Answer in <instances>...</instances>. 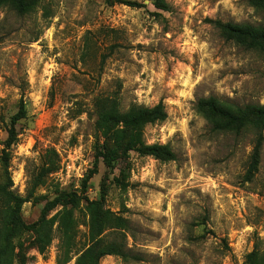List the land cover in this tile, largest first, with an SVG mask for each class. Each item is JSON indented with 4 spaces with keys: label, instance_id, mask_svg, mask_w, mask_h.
I'll use <instances>...</instances> for the list:
<instances>
[{
    "label": "rangeland",
    "instance_id": "rangeland-1",
    "mask_svg": "<svg viewBox=\"0 0 264 264\" xmlns=\"http://www.w3.org/2000/svg\"><path fill=\"white\" fill-rule=\"evenodd\" d=\"M39 2L22 16L0 6V183L21 101L26 117L8 150L12 190L26 196L47 150L59 166L22 206L25 224L54 198L76 194L127 219L126 247L142 260L108 256L100 264H243L255 245L264 250V130L257 173L246 183L254 132H214L196 111L208 97L264 105V55L225 41L211 23L264 27V12L247 0H165L167 12L150 0ZM98 96L115 97L122 112L162 103L166 120L146 126L143 140L169 145L175 159L131 152L111 165L96 161ZM84 204L73 211L77 248L87 241ZM59 238L39 254L24 234L15 264H59Z\"/></svg>",
    "mask_w": 264,
    "mask_h": 264
},
{
    "label": "trees",
    "instance_id": "trees-1",
    "mask_svg": "<svg viewBox=\"0 0 264 264\" xmlns=\"http://www.w3.org/2000/svg\"><path fill=\"white\" fill-rule=\"evenodd\" d=\"M40 0H0V6H5L17 15L32 12ZM153 7L159 11L169 10L165 0H150ZM120 4L135 8L137 4L121 1ZM250 7L264 12V0H247ZM219 31L221 37L238 46L251 49L264 55V27L250 24H234L211 22ZM196 111L210 125L214 132L232 131L240 134L250 130L255 134V144L252 149L244 181L249 183L257 173L260 162V151L263 143L264 105L236 106L230 102L214 97L200 99L196 103ZM95 122L93 125L97 139L102 140L98 150V159L111 165L120 158L128 157L131 152L151 156L161 162L175 159L169 145H146L143 140V130L148 125L162 123L167 114L162 103L148 108L131 106L122 112L115 97L98 96L94 101ZM26 117L23 101L19 104L18 112L12 117L5 151L2 155L4 180L0 183V264H15L18 256L15 253V241L26 233L33 235V242L39 254H44L53 240L56 232L60 235V248L63 258H58L59 264H66L75 257L74 264H100L108 257H118L122 261H142L138 255H133L126 247V233L130 230L129 221L118 214L103 209L100 201H89L73 195H63L45 204L39 219L32 224H25L21 217V209L29 203L35 191L41 187L49 175L58 169L57 155L53 150H47L44 160L29 174L28 190L22 197L12 190V182L8 173L10 154L8 150L16 143L17 132L15 125ZM96 167L92 170L95 173ZM85 187V186H84ZM84 201L85 217L87 219V241L82 248H77V222L73 211ZM61 206L63 209L48 218V213ZM57 221V226L54 225ZM108 236H112L111 239ZM243 264H264V250L256 245L245 256Z\"/></svg>",
    "mask_w": 264,
    "mask_h": 264
}]
</instances>
